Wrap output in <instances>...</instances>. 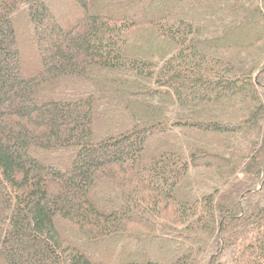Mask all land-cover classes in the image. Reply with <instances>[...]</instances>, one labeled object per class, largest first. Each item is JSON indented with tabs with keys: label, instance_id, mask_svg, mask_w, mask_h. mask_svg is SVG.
I'll list each match as a JSON object with an SVG mask.
<instances>
[{
	"label": "trees",
	"instance_id": "16d2710c",
	"mask_svg": "<svg viewBox=\"0 0 264 264\" xmlns=\"http://www.w3.org/2000/svg\"><path fill=\"white\" fill-rule=\"evenodd\" d=\"M0 264H264V0H0Z\"/></svg>",
	"mask_w": 264,
	"mask_h": 264
}]
</instances>
